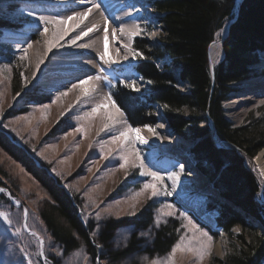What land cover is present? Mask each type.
I'll return each instance as SVG.
<instances>
[{
  "label": "rangeland",
  "instance_id": "rangeland-1",
  "mask_svg": "<svg viewBox=\"0 0 264 264\" xmlns=\"http://www.w3.org/2000/svg\"><path fill=\"white\" fill-rule=\"evenodd\" d=\"M142 2L146 3L142 5L141 9L150 18L147 19L148 24L142 23L143 33L131 40L132 49L142 53L141 47L137 46H147L148 52L153 54L154 49L161 43L164 34L163 28L158 19V13L152 6L153 0H142ZM0 15L19 23L21 28L18 30L28 36L26 33L28 31L24 29L31 20L26 11L15 6L0 5ZM134 18H137V14L134 15ZM6 30L8 29H0V107H2L0 131L25 148L37 163L44 164L48 171L55 175L71 194L78 196L81 201L79 212L81 218L85 221L91 220L94 226L98 227L106 221L131 218L142 209L149 212L152 223L149 230L129 225L114 232V248H121L128 244L130 235L135 231L138 233V237L149 239L153 231L155 232L159 227L156 226L157 218L161 221L159 225L174 223L170 230L175 226V222L178 224L174 227L176 243L181 237H185L186 242L192 240L193 236L199 237L200 233L190 231L188 221L179 215L186 213L200 229L213 237L211 252L205 255L203 260L198 259L195 253L177 252L174 258L175 264H214L215 258H224L230 247L229 235L222 229H214L215 212L206 208L208 202L211 201V196L219 197L211 187L206 185L208 180L200 175L195 168V159L189 153V148L192 145L189 133L186 136L174 133L164 121L162 110L156 104L154 107L158 115V122L147 126L156 129L157 135L155 136L157 138L155 137V139L157 142L139 143L135 137L136 142H134V138H130L131 142L126 144L122 142L112 143V135L93 136V129L97 124H102L104 121L102 115L105 114L106 109L110 113V108L107 106L90 118L81 116L82 113L68 114L67 107L76 101L79 88L70 91L71 95L66 96L68 101L66 97H60L57 100L56 97L59 95L55 91L42 86L36 87L34 83L26 84L25 79L21 76L23 73L26 77L23 68L24 61L19 59L20 56L16 54V50L10 48L9 43L3 39ZM225 33V27L220 29L213 41L214 47L210 52L212 64L217 62L223 54L221 39ZM40 40L41 36L32 39V41ZM260 56L261 61L257 64V72L249 79L239 83L237 85L239 90L231 92L228 99L224 101L225 114L235 125H242L253 113L264 116L262 113L264 112V86L263 88L257 87L259 82L264 85V54ZM143 57L144 54L142 57H133L131 54L128 66H126V68L129 67L128 69H110L111 67H109V70H106L107 80L102 79L103 82L101 81L105 98L108 97L113 87L129 88L125 82L130 83L131 81H135L139 89L137 91L129 88L131 91L139 95L147 92L150 85L149 80L134 69L135 64ZM155 63L167 71L173 73L176 71V67L167 55L156 58ZM18 66L20 67L18 68ZM175 77L178 78L176 75ZM178 83V88L181 91H187L190 88L187 82L179 81ZM68 90L65 88L61 92H69ZM91 111L92 108L82 110L84 113H91ZM120 111L126 118L127 122H124L126 128L129 126L133 129L139 128L140 136L148 140L147 137L153 133L145 127L146 125L134 126L125 113L121 109ZM184 111L186 116L195 115L186 108ZM201 114L203 115V113ZM201 114L198 116H202ZM206 123L204 121L203 125ZM81 126L84 127L87 135L76 131L77 127ZM131 133L137 135L135 132ZM210 133L215 139V132ZM163 135L166 139L164 145H162ZM101 147H103V155L100 152ZM121 147L127 152H130L129 148L138 150L143 158L145 170L155 171L164 176L163 184L167 186L168 191L173 190V181L169 179V174L179 170L175 165L183 164L184 173L181 175L179 185L173 195L149 198L151 193L147 191L136 197L135 193L140 192L142 184L146 182L147 178L141 177L137 168H120L119 165L122 162L120 156L124 154L120 151ZM157 148L164 150L163 153L169 157L156 159L151 154H154ZM262 150L264 148L260 151ZM109 152L111 155H108ZM255 158L248 157L246 165L252 170L255 169L262 186L259 193L260 198L264 200V178L261 176ZM150 159H152L151 162H149ZM193 163L194 165H192ZM162 164L167 167H159ZM156 166L157 168H154ZM53 169L55 172L52 171ZM0 171L6 183L0 186V213H7L8 219L11 221L9 224L3 217H0V264H99L98 259L95 262L83 260L84 257L79 249L69 255L62 256L61 248L58 250L61 259L57 260V263L51 260L48 254L52 253V250L56 251V248H52L51 238L46 233L38 215L41 203L49 198L48 194L33 173L27 170L19 160L11 157L1 146ZM12 191H15L16 195L13 196ZM191 200H197V204L195 206L186 205ZM17 201L19 204L16 203ZM166 203L175 205L171 209L175 215H164L165 212L169 211V209L163 208ZM25 210L27 211L26 216ZM96 213L100 214L99 220L96 219ZM252 220L257 222L253 218ZM17 228L20 229L19 233L16 232ZM239 230L238 226L233 229L234 232H239ZM214 231L217 232V237ZM41 240H43L42 246ZM170 253L171 250L159 255V258L151 262L141 261V264H170ZM132 256L136 257L135 254ZM141 260H144V257ZM115 264L129 263L124 261L115 262Z\"/></svg>",
  "mask_w": 264,
  "mask_h": 264
},
{
  "label": "trees",
  "instance_id": "trees-1",
  "mask_svg": "<svg viewBox=\"0 0 264 264\" xmlns=\"http://www.w3.org/2000/svg\"><path fill=\"white\" fill-rule=\"evenodd\" d=\"M152 6L164 34L153 54L147 46H137L144 57L134 66L149 80L148 90L139 95L117 86L110 90L111 98L134 126L157 123V104L174 133H189V152L198 171L221 196H211L206 208L215 212L217 226L230 240L228 252L222 259L215 258L214 264H264L261 183L246 165L248 157H255L264 148V116L253 113L242 125H235L224 108L230 93L239 90L237 85L257 72L260 55L264 54V0H153ZM15 23L0 15V29L21 26ZM227 24L228 32L221 42L223 54L212 65L210 46ZM166 55L176 67L174 73L155 63L156 58ZM179 81L187 82L190 88L181 91ZM185 108L195 115L186 116ZM204 121L207 123L203 125ZM0 146L33 173L49 196L41 203L38 215L52 248H56L48 254L55 263L61 259L58 250L62 248V256L79 249L87 262L98 259L99 264H141L159 258L176 243L174 227L178 224L175 222L170 230L174 223L169 222L155 228L149 239L138 237L135 231L125 247L114 248L117 229L134 225L149 230L151 214L142 209L131 218L106 221L96 227L91 220L81 218L78 196L2 131ZM5 184L0 171V186ZM235 226L239 232L233 231ZM214 234L217 237L216 231Z\"/></svg>",
  "mask_w": 264,
  "mask_h": 264
},
{
  "label": "bare ground",
  "instance_id": "bare-ground-1",
  "mask_svg": "<svg viewBox=\"0 0 264 264\" xmlns=\"http://www.w3.org/2000/svg\"><path fill=\"white\" fill-rule=\"evenodd\" d=\"M144 3L146 2H142V0H0V5L7 7L15 6L23 9L31 20L30 24L24 29L28 31L26 32L28 36L20 30H12L20 31L14 33L8 31L11 30L8 29L3 39L9 43L8 45L10 48L16 50L18 56L27 53V59L23 60L25 66H23V68L27 78V82L25 81L26 84L34 83L36 87L42 86L60 95L63 89H70L73 84L79 83L80 80L87 79L89 76L93 77L94 79L88 85H85V88L88 89L87 94L79 88L76 101L73 104H69V108L67 107L68 114L72 113V115H74L82 113L81 116L84 117L85 113L82 112V110L90 109L98 103L101 104L106 102V98L103 94V78L95 79V77L106 76V70H109V67H111L110 69L129 68H126V66H128L131 52L123 45L131 44L132 38L128 33L135 28L136 24H139L140 27L142 23L148 24L147 19L150 18V16L144 14V10L141 9ZM92 5H99V7H92L91 13L84 19L83 23L80 24V27L76 28L75 31H70L68 36L60 41V44L64 45V47L57 45L51 52H48L47 41L52 38V33L61 29H72L73 25L79 22V17L68 20L67 23L63 25H49L50 31L46 35H41L43 32V25L37 20V17H69L73 16L74 13L87 11L88 7ZM32 13H35V15H32ZM135 14H137V18H134ZM15 24H17V22ZM93 25H97V28L89 33L88 36L82 37L77 41L76 45H69L67 43L73 36L79 35L82 29L92 27ZM105 26L108 30L106 60L110 57L111 61H113L111 63H106L99 59L100 53L105 52ZM122 27L124 32H121ZM39 36H41L40 41H32L33 38ZM213 43L211 44L209 54L214 47ZM29 44L32 46L29 47ZM125 57H127V59H125ZM41 60H43V63H40ZM38 63H40L39 69H37ZM19 67L20 66H18V68ZM101 68L104 69L103 72L100 71ZM34 73L35 78L33 77ZM258 86L263 88L264 85L259 82L257 87ZM70 95L71 93L67 92L66 96ZM66 100H68V97H66ZM108 107L110 108V113L106 109L105 114L102 115L104 121L101 125L97 124L93 129V136L102 137L113 135L126 128V123H124L126 118L122 115L120 109L119 112H117L116 108L110 103ZM105 124H107L109 128L100 131ZM135 137L136 135H133L131 132L129 133V139L134 138V142H136ZM155 137L156 136L153 134L149 135L147 137V142H157ZM165 140L164 136L162 145L165 144ZM133 149L134 148H129V151L131 152ZM163 152L164 150H158L157 148L155 153L151 155L155 156L156 159L169 157ZM151 160L152 159H150L149 162H151ZM255 161L261 172V176L264 178V150L259 152ZM159 167L166 168L167 166L162 164L159 165ZM154 168H157V166ZM206 185L209 186V184ZM180 202L183 201L180 200ZM196 204L197 200H191L190 203H186V205L189 206H195ZM197 214L203 217L199 213Z\"/></svg>",
  "mask_w": 264,
  "mask_h": 264
},
{
  "label": "snow or ice",
  "instance_id": "snow-or-ice-1",
  "mask_svg": "<svg viewBox=\"0 0 264 264\" xmlns=\"http://www.w3.org/2000/svg\"><path fill=\"white\" fill-rule=\"evenodd\" d=\"M92 7H99V5H92L91 7H88L87 11L74 13L73 16H69V17H60V16H56V17L39 16L37 17V20L43 25V32L41 33V35H46L49 33L50 31L48 27L49 25H63L67 23L68 20H72V19L79 17V22L73 25L72 29H61L57 32L52 33V38L47 41V51L51 52L53 48L57 47V45H59L60 47H64V45L60 44V41L64 40V38L68 36L70 31H75L76 28L80 27V24L83 23L84 19H86L87 16L91 13ZM32 15H35V13H32ZM96 28H97V25H93L92 27H86V29H82L79 35L73 36L71 39L67 41V43L69 45H76L77 41H79L82 37L88 36V34L93 32L94 29ZM143 31L144 29H142L139 24H136L135 28L133 30H130L128 34L134 40L138 35L142 34ZM121 32H124L123 27L121 28ZM104 39H105V52L100 53L99 59L101 61H105L106 63H111L113 61H111L110 57H108L106 60V51H107V43H108V30L106 26L104 29ZM31 46L32 45L29 44V47ZM123 46L131 52L133 57H142L143 54L138 51L133 50L131 44H125ZM19 59L26 60L27 53L20 56ZM125 59H127V57H125ZM40 63H43V60H41ZM40 63L37 64V69H39ZM100 71L103 72L104 69L101 68ZM21 76L27 82V78L24 77L23 73H21ZM33 77L35 78V73L33 74ZM101 78L107 80L106 76L95 77V79H101ZM93 79H94L93 77L89 76L87 77V79L80 80L79 83L73 84L72 87L68 91L70 92L73 89L81 88L85 92V94H87L88 89L85 88V85H88ZM125 83L127 87L132 88L137 91L139 90L136 86L135 81H131L130 83L125 82ZM17 95H19V93H17ZM66 95H67V92H61L60 95L56 97V99L59 100L60 96H66ZM109 103L113 107L116 108L117 112H119L118 106H116L115 101L112 100L111 98V94H109L108 97H106V102L101 103V104H96L95 106H93L91 113L84 114L85 118H90L94 116L95 114L99 113L102 109H105ZM45 107H48V106L45 105ZM0 115H2V107H0ZM4 127H7V125H4ZM145 127H147L148 130L153 133V135H157L155 128H152L151 126H147V125ZM107 128H109V126L105 124L104 127L100 129V131H104ZM76 131L83 135H87L86 130L84 129L83 126L77 127ZM130 132H135L137 134L136 140L139 143H145V144L147 143V140L140 136V129L139 128L133 129L130 126L128 128H125L123 131L119 132L117 135H112L111 142L112 143L122 142L123 144L131 142L129 139ZM120 151L124 153L123 155L120 156V160L122 161L119 165L120 168H125V169H127L128 167L137 168L139 169L140 176L147 178L146 182L142 184V188L140 192L135 193L136 197H139L140 195H142L144 192H147V191H150L151 193V196L149 198L160 197V196L168 197V196L173 195L176 187L179 185L180 177L184 173L183 164L175 165V167H177L179 170L172 171L169 174V179L173 180V185H172L173 190L168 191L167 186L163 184V181L165 179L164 176H162L160 173L155 172V171L145 170L143 158L138 150L133 149L131 152H127L125 151L123 147H121ZM100 152L102 155L104 154L103 147H101ZM108 155H111V152H109ZM105 158H107V156H105ZM52 171L55 172V169H53ZM16 203L19 204V201H17ZM133 207H135V205H133ZM174 207L175 205L171 203L164 204L163 208L169 209V211L165 212L164 215L166 216L175 215V213L171 211V209ZM26 215H27V211L25 210V216ZM179 215L188 221L189 230L192 231L193 233L199 232L200 236L199 237L193 236L192 240H188L187 242H186L185 237H181L179 242H177L171 249L170 264H175L174 258L177 252L195 253L198 259L203 260L204 256L211 252L213 237L208 232L200 229L199 226L196 225L192 221L191 217H188L186 213H180ZM0 217H3V219L7 223L11 224V221L8 219L7 213H0ZM96 219L97 220L100 219L99 213H96ZM160 222H161L160 219L157 218L156 226H159ZM25 227H27V224H25ZM16 232L19 233L20 229L17 228ZM33 234L35 235V233ZM193 241H194V246H193ZM40 244L41 246L43 245V240L40 241Z\"/></svg>",
  "mask_w": 264,
  "mask_h": 264
},
{
  "label": "water",
  "instance_id": "water-1",
  "mask_svg": "<svg viewBox=\"0 0 264 264\" xmlns=\"http://www.w3.org/2000/svg\"><path fill=\"white\" fill-rule=\"evenodd\" d=\"M214 132V131H213Z\"/></svg>",
  "mask_w": 264,
  "mask_h": 264
}]
</instances>
